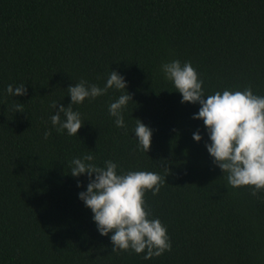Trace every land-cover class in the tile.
<instances>
[{
	"label": "trees",
	"instance_id": "16d2710c",
	"mask_svg": "<svg viewBox=\"0 0 264 264\" xmlns=\"http://www.w3.org/2000/svg\"><path fill=\"white\" fill-rule=\"evenodd\" d=\"M172 59L191 62L206 95H264V0H0V264H264V191L231 187L213 163L192 119L199 105L181 103L160 71ZM111 70L131 95L127 131L108 114L123 90L109 89L72 105L84 122L76 136L57 132L53 101L67 106L81 80L103 87ZM21 83L25 95L5 91ZM135 119L152 129L146 153ZM89 153L98 166L165 176L144 199L170 251H112L78 199L86 176L69 174Z\"/></svg>",
	"mask_w": 264,
	"mask_h": 264
},
{
	"label": "clouds",
	"instance_id": "9594fccd",
	"mask_svg": "<svg viewBox=\"0 0 264 264\" xmlns=\"http://www.w3.org/2000/svg\"><path fill=\"white\" fill-rule=\"evenodd\" d=\"M160 71L180 94L181 103L199 105L192 119L203 122L208 137L205 149L222 173H227L228 184L233 188L247 186L252 195L264 191V95L254 94L250 87L206 95L204 82L189 61L163 62ZM109 89L123 90L109 103L108 114L114 118L116 127L127 131L123 112L132 102L131 95L126 91L124 77L116 70L109 72L103 87L86 80L69 85L70 102L57 108V102L53 101L52 108L57 110L50 117L51 124L57 132L76 136L84 122L72 105L103 96ZM5 91L11 96H22L27 89L25 83L9 84ZM135 121L132 133L137 145L146 153L152 129L139 119ZM43 135L47 139L50 131L45 130ZM192 139L201 140L199 131L192 133ZM70 164L72 177L86 176L87 184L78 192V199L90 210L99 235L109 237L112 251L143 253L147 260L171 250L166 226L159 218H152L144 199L146 191L150 190L153 195L159 192L166 183L165 176L144 170L118 171L117 163L110 159L98 166L90 153L74 157ZM80 186L77 180V187Z\"/></svg>",
	"mask_w": 264,
	"mask_h": 264
}]
</instances>
